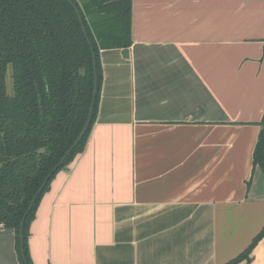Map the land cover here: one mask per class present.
Segmentation results:
<instances>
[{"label": "crops", "instance_id": "crops-1", "mask_svg": "<svg viewBox=\"0 0 264 264\" xmlns=\"http://www.w3.org/2000/svg\"><path fill=\"white\" fill-rule=\"evenodd\" d=\"M264 0H131V45L100 50L88 140L29 226L33 264H224L264 225L253 150ZM249 264H264V236ZM0 264H19L0 228ZM244 264V263H238Z\"/></svg>", "mask_w": 264, "mask_h": 264}, {"label": "trees", "instance_id": "trees-1", "mask_svg": "<svg viewBox=\"0 0 264 264\" xmlns=\"http://www.w3.org/2000/svg\"><path fill=\"white\" fill-rule=\"evenodd\" d=\"M131 42V0H0V228L13 231L19 264H33L27 239L38 203L56 173L83 151L96 119L100 50ZM92 96L86 132L48 177L81 131ZM259 125L252 161L264 175V112ZM263 236L264 225L224 264H249Z\"/></svg>", "mask_w": 264, "mask_h": 264}, {"label": "water", "instance_id": "water-1", "mask_svg": "<svg viewBox=\"0 0 264 264\" xmlns=\"http://www.w3.org/2000/svg\"><path fill=\"white\" fill-rule=\"evenodd\" d=\"M74 7V10L76 11L77 15H78V18L80 19V14H79V11H78V8L76 6H73ZM121 52L123 54V56H127L128 54V48H121ZM93 66H94V62H93ZM95 90H96V84L94 83V90H93V93H95ZM93 100H94V96H92V99H91V105H90V109H89V112H88V115H87V119L81 129V131L79 132V134L77 135V137L74 139V141L72 142V144L70 145L69 149L65 152L64 156L60 159V161L55 165V167H53V169L50 171L48 177L56 170V168L63 162L64 158L66 157V155L69 153V151L78 143V141L81 139V137L84 135V133L86 132L87 130V127H88V124H89V121H90V117H91V114H92V105H93ZM48 177L45 179V181L43 182L42 186L45 184V182L47 181ZM41 186V187H42ZM40 187V189H41ZM40 189L36 192V194L34 195L33 199L36 197V195L38 194V192L40 191ZM33 200L31 201L30 203V206L32 204ZM30 208V207H29ZM23 221H24V217L21 219V222H20V226H19V232H18V235H19V240H20V251L21 253L23 254V238H22V225H23Z\"/></svg>", "mask_w": 264, "mask_h": 264}, {"label": "rangeland", "instance_id": "rangeland-1", "mask_svg": "<svg viewBox=\"0 0 264 264\" xmlns=\"http://www.w3.org/2000/svg\"><path fill=\"white\" fill-rule=\"evenodd\" d=\"M6 89L8 93L12 92V81H11V76H10V66L7 68L6 72Z\"/></svg>", "mask_w": 264, "mask_h": 264}]
</instances>
